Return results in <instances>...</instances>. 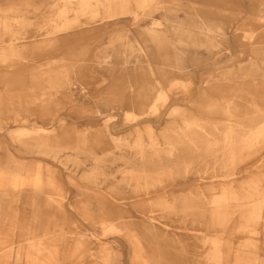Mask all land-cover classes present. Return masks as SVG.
<instances>
[{
  "label": "rangeland",
  "instance_id": "374dc122",
  "mask_svg": "<svg viewBox=\"0 0 264 264\" xmlns=\"http://www.w3.org/2000/svg\"><path fill=\"white\" fill-rule=\"evenodd\" d=\"M0 264H264V0H0Z\"/></svg>",
  "mask_w": 264,
  "mask_h": 264
},
{
  "label": "bare ground",
  "instance_id": "6f19581e",
  "mask_svg": "<svg viewBox=\"0 0 264 264\" xmlns=\"http://www.w3.org/2000/svg\"><path fill=\"white\" fill-rule=\"evenodd\" d=\"M148 7V6H147ZM146 7V8H147ZM154 9H156V10H162L163 9V5H162V3H158L157 4V2H156V5H155V8ZM145 10V9H144ZM147 11V10H146ZM213 79V78H212ZM213 83V81H209V82H207V85L208 86H210V84H212ZM226 89H233L232 91H235V92H237L239 89H235V88H233V87H230V86H228V88H226ZM225 89V90H226ZM224 90V91H225ZM247 93H252L250 90L247 92ZM214 99V98H213ZM254 101H256V100H254ZM210 110H212V112H210V113H208V114H210V116L211 115H216L217 114V112H220V111H218V110H216L215 109V107H213V108H211ZM206 113V112H205ZM207 114V113H206ZM225 114H229V113H225ZM262 121H257L256 123H254V124H252L251 126H257V125H259L260 123H261ZM261 126H262V124H261ZM252 130V129H251ZM250 130V131H251ZM220 166H222V164H220ZM233 176L234 175H236L235 173L234 174H232Z\"/></svg>",
  "mask_w": 264,
  "mask_h": 264
}]
</instances>
